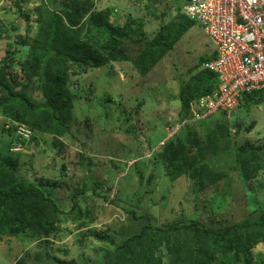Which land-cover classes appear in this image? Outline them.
<instances>
[{"label": "trees", "instance_id": "1", "mask_svg": "<svg viewBox=\"0 0 264 264\" xmlns=\"http://www.w3.org/2000/svg\"><path fill=\"white\" fill-rule=\"evenodd\" d=\"M156 1L166 3L168 0ZM181 1L182 9L186 1ZM0 9V39L6 41L5 47L0 48V137H9L3 144L4 149L0 148V239L12 236L41 245V249L26 251L14 264H77L75 258H61L51 251V238L58 236L61 224L67 221L80 228L81 241L93 237L109 244L102 250L100 264L263 263L264 259L255 257L252 248L264 243V198L257 195L264 184L258 183V189L251 190L253 186L249 183L264 171V137L259 141L242 140V131L250 132L255 122L237 114L236 110L243 104L251 105L249 100L262 99L264 94L243 95L230 118L222 114L226 121H207L213 114L194 121L198 122L196 126L201 124L199 128L190 123L181 125L163 143L165 136L162 137L157 149H154L157 144L152 146L145 140L144 147L134 151L140 153L134 156L136 158L143 155L145 148L152 155L153 168L155 165L163 167L168 178L166 189L170 192L178 177L183 176L188 183H193L194 208L169 221H159L155 215L152 219L138 207L139 199H122L118 189L110 198V188H116L113 183L116 179L108 181V176L114 170L118 173L119 167L101 170L98 178L89 163V172L82 175L66 204L57 194L59 182L56 179L20 174L19 159L23 152L12 150L18 142L23 148H37L41 142H46L38 135L45 134L53 137L51 145L58 153L65 151L64 138L79 142L71 126L78 121L73 115V105L81 96L71 85L94 68L105 66L110 74L116 73L113 66L118 62L128 63L146 81L187 30L179 19L184 17L189 21L191 18L178 12L172 20L162 22L153 35L145 36L125 20L120 24L117 20L113 22L110 9H95L94 0H3ZM17 18L24 20V34H13V30L18 29ZM20 46L26 47L24 55ZM214 57L213 50L200 55L195 69L179 88V105L173 124L181 123L188 116L190 103L211 91L215 74L203 64ZM108 99L106 96L105 101ZM117 120L125 122V126L120 127L122 132L137 135L136 130L127 128L131 117ZM19 125L30 131L28 139L16 134ZM74 163L84 166L83 155ZM67 168L68 164L62 162L60 175H65ZM152 178L149 174L146 184ZM229 179L243 192L242 210L237 218H219L225 209L231 210L233 206L227 203L231 198L215 205L216 197L224 199L226 186L233 192ZM203 190L204 199L199 196ZM161 197L165 200L167 195L161 193ZM100 200L113 205L127 219L125 223L105 229L95 227L96 210L103 203H99ZM201 214L207 218L205 222ZM66 230L72 229L66 226Z\"/></svg>", "mask_w": 264, "mask_h": 264}, {"label": "rangeland", "instance_id": "2", "mask_svg": "<svg viewBox=\"0 0 264 264\" xmlns=\"http://www.w3.org/2000/svg\"><path fill=\"white\" fill-rule=\"evenodd\" d=\"M96 1L98 8H100L99 0H94V8ZM2 3L3 0H0V6ZM171 3L181 6L183 2L172 0ZM149 5V9H144L143 16L147 21L144 23L143 29L146 32H151L154 29V32L162 23L161 21L166 19H162L158 14L161 10L157 8L158 2L151 1ZM101 8L103 7L101 6ZM141 9L143 10V8ZM135 12L138 14L139 10L136 9ZM112 13L117 15L115 10ZM16 20H18V29L13 30V34L18 32L24 34V20L20 18ZM168 20H172L169 14ZM179 20L186 24L187 30L175 43L173 49L157 63L147 76L146 81L145 77L138 75L131 67L124 66L127 63L120 64L119 62L114 63L113 66L116 73L110 74L107 71L108 68L103 66L94 68L80 76L77 79V84L71 85L76 94L81 96L73 105V115L78 121L73 122L71 126L72 132L77 134V137L79 136V142L73 143L70 139L64 138L62 143L65 145V151L58 153L57 148H53L51 145L53 140L51 135H38L40 138H45L46 142H41L42 144L37 148L30 149L27 147L21 151L23 153L19 159V173L23 176L37 177L44 175L56 179L59 182L57 194L67 204L69 196L74 193L75 187L82 180V175L86 174L87 170L89 172L87 167L89 163L95 171L92 173L97 175L98 178L101 177V170L119 167L118 170L120 171L118 173L114 170L108 176V181L113 182L116 179L113 182L116 188L113 186L110 188V198L115 196L116 189H118L122 199L129 198L133 201L139 199L141 204H138V207L142 212L145 211L152 219L157 216L156 219H159V221L173 220L181 216L182 212L185 214L191 212L194 208L193 194H195L193 183H188V179L186 180L183 176L178 177L175 180L172 192H170L166 189L168 178L164 175L163 167L155 165L153 168L151 164L152 155L145 148L142 150L144 151L142 156L134 157L140 155L139 152L135 154L134 151L138 149L140 151L143 144H145V140L154 146L166 135L165 126L175 121V112L179 105L177 100L179 88L195 69L198 57L212 50L211 40L198 21L194 19L188 21L184 17ZM94 39L98 38L94 37ZM5 44L6 41L1 38L0 48L5 47ZM20 50L21 55H24L26 47L20 46ZM13 64L14 68L18 70L17 64L14 62ZM106 96L109 98L107 101H105ZM254 100L255 102L256 100L259 101L255 103L249 100L251 105L243 104L241 108L236 110L237 114H242L245 119L255 122V126L250 132L242 131L244 135L241 137L242 140L255 141L260 137H264V97ZM125 117H131L127 128L136 130L137 135L120 130V127L125 126V122L118 121L117 118L124 119ZM213 120L226 121L221 114H215L207 121ZM0 122H2V116H0ZM163 122L166 123L165 126ZM197 123L193 122L189 125L199 128L201 124L196 126ZM152 124H155L154 127H150ZM8 138L6 135L0 137V139H3L0 143L1 149H4L3 144L7 142ZM83 141H85L84 146L81 145ZM137 141L140 143L137 144ZM159 146L160 143L154 149ZM82 155L86 165L79 167L74 162L79 158L81 159ZM134 161L137 162L131 165ZM62 162L68 164L65 175H60ZM123 162H125V165ZM149 174L153 178L146 184V177ZM228 181L233 187V192H230L229 186H226L229 190L223 191L225 192L223 193L224 199L221 196L216 197L215 205H220L224 203L223 201L231 198L226 202L231 205L233 203L232 211L225 209L219 218H237L242 210L241 197L243 192L235 184L236 182L231 183L232 179ZM258 183L264 184L263 181H259V178L251 181L249 183L250 187L253 186L251 190L258 189L256 187ZM215 187L219 188L217 185ZM161 193L167 195L165 200H162ZM257 195L259 198H264V188ZM132 196L133 198H131ZM199 196L204 199L206 197L205 190L199 192ZM100 202L103 201L100 200ZM81 205L84 208V203H81ZM96 211L97 221L94 226L97 228L105 229L115 224L117 227L118 224L125 223V220H127L109 203L103 202ZM203 214H201V219L202 222H205L207 218ZM66 226H70L72 230L68 232ZM79 232L80 228H77L71 221L62 223L58 236L51 238L53 240L52 254L66 259L75 258L77 264H100L102 250L107 248L109 244L97 241L93 237H87L81 241ZM36 249H41V245H38L36 241H23L17 237L4 236L0 239V264H14L17 258L24 255L26 251L33 252ZM252 252L255 257L260 256L259 259H264V243L255 245ZM262 264H264V261Z\"/></svg>", "mask_w": 264, "mask_h": 264}, {"label": "built area", "instance_id": "3", "mask_svg": "<svg viewBox=\"0 0 264 264\" xmlns=\"http://www.w3.org/2000/svg\"><path fill=\"white\" fill-rule=\"evenodd\" d=\"M185 1L182 12L198 21L211 40L215 57L203 66L215 79L210 92L190 103L188 119L167 125L166 138L181 125L213 114L230 118L243 95L264 93V0ZM16 134L28 139L30 131L19 125Z\"/></svg>", "mask_w": 264, "mask_h": 264}, {"label": "crops", "instance_id": "4", "mask_svg": "<svg viewBox=\"0 0 264 264\" xmlns=\"http://www.w3.org/2000/svg\"><path fill=\"white\" fill-rule=\"evenodd\" d=\"M151 1L155 2L156 0H150L147 2V4H146V0H144V1L143 0L142 1L141 0H129L128 2H125V0H120L117 2H116V0H99L100 8H98L97 1H96L95 2V9H103L106 7L114 8L113 6L115 4H117L119 6V9L116 12L117 15L113 14V16H111V20L113 22L115 20H117V23L120 24L118 19H120V17H123V21L124 20L127 21L131 27H134V29H136L137 32H144L145 36H151L157 31V29L154 32H153L154 29L151 32H146L143 29L144 23L147 21V19L144 18V16H143L144 9L150 8L149 3ZM171 1L172 0H168L166 3H158L157 8L159 10L161 9L158 14L162 19H166V20L161 21V22L168 21V14L173 18L178 12L182 13L181 6L180 5L176 6L175 4L171 3ZM120 2H121V4H120ZM101 6L103 8H101ZM133 7H134V9H133ZM141 8H143V10ZM136 9L139 10L138 14L135 12ZM155 10H157V9H155ZM118 12H119V14H118ZM155 13H157V12H155ZM15 21L17 22L18 20H15ZM124 63H126V62H124ZM124 66H127L129 68L131 67L128 63H127V65L124 64ZM261 138H263V137L258 138L257 141H259V139H261Z\"/></svg>", "mask_w": 264, "mask_h": 264}, {"label": "clouds", "instance_id": "5", "mask_svg": "<svg viewBox=\"0 0 264 264\" xmlns=\"http://www.w3.org/2000/svg\"><path fill=\"white\" fill-rule=\"evenodd\" d=\"M128 1H129V0H125V2H128ZM113 7H114V8H112V7H110V8H109V7H106V8H109V9H110V17L113 16V13H112L113 10H115V11L117 12V10L119 9V6H118L117 4H115ZM106 8H103V9H106ZM97 10H101V9H97ZM183 14H184V13H183ZM184 15H185V14H184ZM186 16H187V15H186ZM187 17H188V16H187ZM189 18H190V17H189ZM118 21H119L120 23L123 22V17H120V19H118ZM203 67H204V66H203ZM259 93H260V92H259ZM260 94H264V93H260ZM256 97H257V96H256ZM256 97H255V98H256ZM241 100H242V98L240 99V102H241ZM217 114H221V113H217ZM221 115H222V114H221ZM187 117H188V116H187ZM187 117H186V118H187ZM179 123H180V122H179ZM171 124H172V123H171ZM175 124H177V123H175ZM175 124H172V125L174 126ZM177 131H178V130H177ZM177 131H176V132H177ZM176 132H175V133H176ZM166 133H167V132H166ZM166 135H167V134H166ZM166 135H165V137H164L165 140L171 137V136H170V137L166 138ZM164 139H163V140H164ZM18 144H21V143H19V142L16 143L15 146L12 148V150H15V151H16V150H17V151H22V150L24 149L23 146H22V144H21V147L18 148V147H17ZM258 178H259V181H260V182H262V181L264 182V171L261 172L260 175H258L257 179H258Z\"/></svg>", "mask_w": 264, "mask_h": 264}]
</instances>
